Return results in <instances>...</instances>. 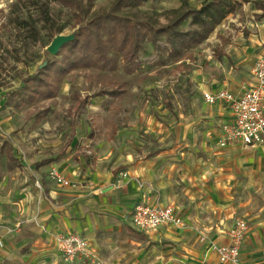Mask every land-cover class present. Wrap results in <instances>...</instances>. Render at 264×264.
Segmentation results:
<instances>
[{"label":"crops","instance_id":"crops-1","mask_svg":"<svg viewBox=\"0 0 264 264\" xmlns=\"http://www.w3.org/2000/svg\"><path fill=\"white\" fill-rule=\"evenodd\" d=\"M242 4L240 13L232 15L231 24L224 28L239 39L229 37L227 43L236 57L235 66L250 64L249 72L237 74V79L229 66L224 81L215 78L207 85L200 79L202 94L226 89L239 95L250 81L257 56L264 54V0H243ZM254 14L255 20L241 26L243 17L253 19ZM201 104V110L217 123L212 139L206 128L199 140L178 138L147 158L129 159V176L119 184L114 168H90L67 158L54 166L69 181L77 182V187L59 186L41 168L17 180L9 192L1 181L0 222L22 221L24 226L5 236L0 264H89L82 260L60 262L56 245L60 233L85 236L100 264H230L219 261L214 247L228 243L227 232L239 217L248 224L240 248L241 262L264 264V145L219 147L220 124L229 120V109L218 102L211 105L203 100ZM218 148L228 157L216 151ZM215 153L216 160L223 161L222 168L210 163ZM18 168L15 173L20 175ZM137 179L144 180L146 186L138 187ZM4 194L13 197V204L2 199ZM140 201L173 205L185 225L136 230L131 211Z\"/></svg>","mask_w":264,"mask_h":264},{"label":"rangeland","instance_id":"rangeland-1","mask_svg":"<svg viewBox=\"0 0 264 264\" xmlns=\"http://www.w3.org/2000/svg\"><path fill=\"white\" fill-rule=\"evenodd\" d=\"M112 1L95 0V8L108 7ZM184 1L145 0L139 7L124 11L135 12L138 17L150 15L158 24H165L174 17L175 10L185 7ZM201 1L186 2L188 7L198 8ZM48 3L52 18L49 17L43 25L38 20L32 0H0V183L5 181L7 192L12 190L17 180L25 179L30 172L40 168L48 171L47 176L52 180L50 170L66 158L90 168H114L119 184L121 179L129 176V159L147 158L178 138L199 140L206 128L210 130V139L213 138L212 128L217 123L210 113L201 110L203 98L198 80L202 79L207 85H211L215 78L224 81L229 66L233 67L236 77L249 72L250 64L235 66L236 57L227 43L230 42L229 37L234 41L239 39L236 33L227 34L224 28L231 24L232 15L239 14V11L229 14L204 42L181 48L177 55L170 56L148 43L147 53L140 54L132 71H126L120 57L114 70L96 66L77 68L63 76L54 96L38 97L30 102L26 99L22 80L45 64L51 55L47 46L55 36L74 33L67 24L69 11L61 9L52 0ZM249 6L252 8V2ZM18 15L34 20L38 34L32 35L28 27L18 24ZM255 19V14L253 19L243 17L241 26ZM62 24L67 26L61 33L54 31ZM189 27L188 22L182 26L184 30ZM158 45L166 44L161 41ZM54 57L60 58L59 55ZM122 82L125 89L122 96L91 97L99 90L115 88ZM14 90L23 93L22 97L13 99L10 92ZM86 97L89 99L81 103ZM45 109L46 113L43 112ZM7 148H11V153L20 163V175L15 173L18 171L16 168L14 171L7 168ZM218 149L214 150L223 153L224 158L228 157L225 148ZM216 157L215 153L210 163L214 168H222L223 161L216 160ZM125 172L127 175L123 176ZM72 183L76 185L74 187L78 186L77 182ZM136 183L140 188L146 186L142 179H137ZM34 185L40 188L38 182ZM3 188H0V193H3ZM3 197L9 199L7 204H13L12 196L4 194ZM17 222L20 223L19 230L22 229L24 222ZM204 239L201 237L200 240Z\"/></svg>","mask_w":264,"mask_h":264},{"label":"trees","instance_id":"trees-1","mask_svg":"<svg viewBox=\"0 0 264 264\" xmlns=\"http://www.w3.org/2000/svg\"><path fill=\"white\" fill-rule=\"evenodd\" d=\"M145 0H113L108 7L95 8V0H52L61 9L69 11L67 24L74 29V38L63 44L55 55H50L42 67L27 75L22 80V88L30 102L36 99L50 98L55 95L58 83L71 70L96 66L114 70L118 58L122 60L126 71L130 72L137 66V59L146 52V45L166 51L174 56L181 48L193 47L204 42L229 14L240 8L237 0H202L198 8L184 6L174 11V17L165 24H158L150 15L138 17L135 12H125L124 9L139 7ZM258 7L263 5L256 2ZM38 12V20L43 25L52 18L48 0H32ZM54 19V18H53ZM34 21V20H33ZM33 21L18 15V24L25 25L32 35L38 34ZM53 22V21H52ZM188 22L189 29L184 30L183 24ZM62 24L54 29L61 33L67 26ZM54 34L52 33V36ZM164 41L160 47L158 42ZM59 55L60 58L54 56ZM125 93L124 82L115 88L102 89L91 97L107 95L117 98ZM23 94V93H22ZM22 94L16 90L10 92L13 99ZM89 97L84 98L85 102ZM47 112V109L43 111ZM7 168L9 170L20 166L11 148L5 150Z\"/></svg>","mask_w":264,"mask_h":264},{"label":"built area","instance_id":"built-area-1","mask_svg":"<svg viewBox=\"0 0 264 264\" xmlns=\"http://www.w3.org/2000/svg\"><path fill=\"white\" fill-rule=\"evenodd\" d=\"M207 104L222 103L230 112L228 121L220 124L219 147L240 143L244 146L264 145V54L257 56L247 86L239 95L226 89L203 92ZM50 178L59 186H76L57 168L53 167ZM126 176L127 173H123ZM143 183H140L142 187ZM132 226L142 232H149L165 225L182 227L183 219L173 205L161 206L145 201L137 202L131 211ZM20 228V223L0 222V247L5 236H10ZM248 230L244 218H236L227 232L228 243L214 247L221 263L243 264L240 260V248ZM57 250L65 262L77 260L89 264H100L95 249L89 240L75 233H60L56 236Z\"/></svg>","mask_w":264,"mask_h":264},{"label":"water","instance_id":"water-1","mask_svg":"<svg viewBox=\"0 0 264 264\" xmlns=\"http://www.w3.org/2000/svg\"><path fill=\"white\" fill-rule=\"evenodd\" d=\"M73 38H74V33L69 34V35L59 34V35L55 36L51 40L50 44L47 46L48 53L55 55L58 52L59 48L63 44L67 43L68 41L72 40Z\"/></svg>","mask_w":264,"mask_h":264}]
</instances>
